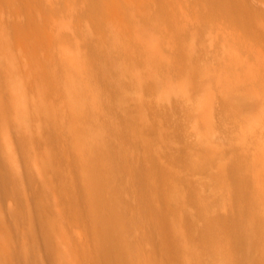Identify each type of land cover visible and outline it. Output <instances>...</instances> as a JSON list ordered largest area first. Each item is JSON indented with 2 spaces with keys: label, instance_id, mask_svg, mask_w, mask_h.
<instances>
[{
  "label": "rangeland",
  "instance_id": "374dc122",
  "mask_svg": "<svg viewBox=\"0 0 264 264\" xmlns=\"http://www.w3.org/2000/svg\"><path fill=\"white\" fill-rule=\"evenodd\" d=\"M18 1L0 0L1 23H8L15 11L26 13L23 0ZM131 2L132 22L140 37L132 59L137 63L124 55V39L122 48L117 46L121 41L112 26L93 20V10L103 9L100 0L56 6L59 25L71 27L57 47L62 51L70 47L66 55L75 64L70 69L63 55L56 62L63 97H80L86 88L84 95L94 102L85 98L84 113L77 117L61 99L56 101L62 106L54 105L53 97L38 93L44 87L40 83L34 90L25 88V93L18 85L12 90L23 94L15 95L27 104L20 116L30 126H20L16 119L14 124L21 112L12 108L10 115L0 113L5 117L0 119V149L11 155L0 157L8 165L13 160V166L4 163L2 168L0 159L7 174L0 172L9 175L7 183L4 174L0 180V249L30 242L32 251L39 253V264H114L116 252L128 264H171L169 257L178 251L182 259L187 257L179 260L182 264H264V0ZM35 7L31 13L36 23L50 13ZM8 35L1 26V79L15 65ZM75 35L81 38L76 40ZM101 36L108 41L100 42ZM101 43L108 44L101 48L107 58L91 49ZM13 74L9 82L15 84ZM84 78L80 89L69 84ZM9 92L0 95L1 104L11 98ZM239 95L246 97L241 106L234 100ZM75 171H82L92 184L104 183V177L110 182L108 198L120 216L116 230L124 254L114 250L113 256L101 255L105 252L94 242L98 232L88 213L84 181L81 176L76 179ZM79 202L88 210L78 208ZM63 213L77 216L71 219ZM22 245L16 247L28 246ZM149 253L159 261L152 262Z\"/></svg>",
  "mask_w": 264,
  "mask_h": 264
},
{
  "label": "bare ground",
  "instance_id": "6f19581e",
  "mask_svg": "<svg viewBox=\"0 0 264 264\" xmlns=\"http://www.w3.org/2000/svg\"><path fill=\"white\" fill-rule=\"evenodd\" d=\"M6 1H9V2H12V1H14V2H16L17 0H6ZM55 1L56 0H23V3H24V8L25 9H27V11H26V13H23V14H20V13H17L16 11L13 13V15L10 17L11 18V20L8 22V23H6V24H4V23H1L0 22V27L2 26L3 27V29L9 34L8 35V37H7V40H8V42L10 43V45L12 46V51L13 50H15L14 51V63H15V65H14V63H13V70H12V67L11 68H9V69H7V71H6V77L4 76V79H1V77H0V95H6V93L7 92H9V90H11L10 92H9V94L10 95H8V96H10L11 98H9L8 99V101H7V103H4V104H1L0 103V113H1V115H3V116H6L7 114L8 115H10L9 114V110H10V108H12V109H14L15 111V113L16 114H18V113H20L21 112V114H18L19 116L17 117L16 116V118L14 117V115H16L15 113H13V120H20L21 121V119H22V121L20 122L19 121V123L16 121V123H15V121L13 122L14 124H19L20 125V123H21V125H23V126H26V122L24 123L23 121V119H24V117L23 116H20V115H24L23 114V112H22V110H23V108L24 109H26L27 108V104L25 103V101L22 99V98H18V96H16V95H19V94H21V95H23L22 93H19L18 92V89H20V88H22V90L20 89L19 91L20 92H26L25 90L28 88V90L30 89V88H32L33 87V90H34V87H39V85L40 84H42L44 87L42 88V89H40L41 91H43V92H38L37 90H36V88H35V91H37L38 93H40V94H42V93H44V92H46L47 94H42V96L44 97H47V95H49V96H51V97H53V99H55L54 101L53 100H51V101H49V100H47V101H49V103L51 104V102L53 101L54 102V105L56 104H59V105H61L62 106V104H63V102H64V105L63 106H65V105H67L68 106V108H69V106L71 107V109L74 111V115H76L77 117H78V115H80L81 113L83 114L84 113V110H83V108L87 105V100L86 99H88V98H86V93L88 92H86L85 91V89L86 88H84V92H86L85 93V95H84V92H83V94L80 96V97H76V98H73V99H69V98H65V96L63 97V84H62V79H61V76H60V73L61 72H59V67H58V63H56V62H58L57 60H59V58L63 55V58L69 63V65H70V69H72L73 70V68H74V66H75V64L72 62V59L68 56V55H66V54H69V52L70 51H68L69 49H70V47H66L65 49H63V51H62V49L60 48V50L58 49L59 47H57V45H59V41H61V39H62V33L63 32H70L71 30H68V29H71V27L69 26V25H65V27L64 26H62V25H59V19H57V12H55L56 10H57V7L58 6H60L61 7V5L64 3V2H68V4L69 3H71V2H74L73 0H58L59 2L57 3V1H56V3H55ZM77 1V0H76ZM82 1V0H81ZM101 1V3H102V7H103V9L101 8H95V10H93V20L94 21H96L97 23H99L100 25L102 24V23H104V25L106 24L108 27H111L112 26V28L111 29H113V30H115L114 32H112L113 34H115V36L117 35L118 36V39H120V41H121V43L119 42V45H118V43H117V46L119 47L120 46V48H122L121 47V45H123V42H125L124 43V45H126V46H124L123 45V52L125 53L124 55L126 56H128L130 59H131V62H133L134 60H132V59H134V57H133V51L137 48V46H138V43L140 42V37H139V32L138 31H136L135 29L136 28H134V25H133V23L134 22H132V17H131V11L129 10V8H131V6H132V2H131V0H100ZM18 3H22V2H20V0L18 1ZM73 4H75L76 5V3H73ZM79 4V3H78ZM77 4V5H78ZM74 5V6H75ZM35 6H41L43 9H47V10H49L50 11V13L49 14H46V15H42L41 16V18L37 21V23L35 22L36 20H35V17H34V15L31 13V9L32 8H36ZM57 6V7H56ZM130 19H131V21H130ZM25 20H27V22H28V24H25V23H22V21L24 22ZM129 20V21H128ZM38 22H40V23H38ZM103 27V26H102ZM104 28V27H103ZM102 29V28H101ZM142 29V28H141ZM140 28H138V30H141ZM103 30V29H102ZM100 32H101V30H99ZM90 32V31H89ZM88 32V33H89ZM99 32V34L101 35L102 33H100ZM106 32V31H105ZM63 34H66V33H63ZM103 35V34H102ZM104 36V35H103ZM105 36H106V34H105ZM104 36V37H105ZM116 36V37H117ZM102 37V36H101ZM100 37V38H101ZM104 37H102V40H100V42L102 41L103 42V38ZM74 38L77 40H79L80 38H81V36H79V35H75L74 36ZM125 41H124V40ZM105 41V40H104ZM106 41H108V40H106ZM105 41V42H106ZM100 42H98L99 44H100ZM61 43V42H60ZM109 43V45L111 44L110 42H108ZM116 43V42H115ZM121 44V45H120ZM101 45H102V43H101ZM101 45H98V47H96V48H94V47H92L91 49H92V51L93 52H96V55L97 54H104L105 52H106V50H105V52L103 53L102 52V49L101 48H103V46H106V45H108L107 43L106 44H104L103 43V45H102V47H101ZM116 45V44H115ZM109 47V46H108ZM110 49L112 48V46L110 45V47H109ZM57 49V50H56ZM105 49H107V48H105ZM119 49V48H118ZM11 51V52H12ZM107 51H108V49H107ZM120 51H122V50H120ZM56 52V54H57V59L55 58L56 57V54L54 55L53 53H55ZM132 54H131V53ZM122 53V52H121ZM127 53H130L132 56L130 57V54H127ZM107 53H105L104 54V56L106 55ZM116 54H114V56H113V54H112V56L113 57H117V56H115ZM123 55V56H124ZM55 56V57H54ZM97 56H99V55H97ZM107 56V55H106ZM105 56V57H106ZM118 56H119V54H118ZM126 56V57H127ZM133 57V58H132ZM99 58V57H98ZM102 58H103V56H102ZM101 57H100V59H102ZM107 58V57H106ZM112 58V57H111ZM110 59V58H109ZM129 59V60H130ZM11 60V59H10ZM105 60V59H104ZM108 60V59H107ZM121 60V59H120ZM106 61V60H105ZM139 61V60H138ZM138 61H134V63H137ZM119 62H121V61H119ZM124 62H125V59H124ZM103 63V62H102ZM105 63V62H104ZM133 63V64H134ZM107 64H109V63H107ZM125 64H126V62H125ZM120 65H122V64H120ZM102 66H105V65H102ZM0 67H2V66H0ZM125 67V66H124ZM110 69V68H109ZM108 69V70H109ZM111 70V69H110ZM123 70V69H122ZM3 71V70H2ZM128 71V70H127ZM110 72V71H109ZM114 72V71H113ZM130 72V71H129ZM4 73V72H3ZM2 73V74H3ZM13 73H15V74H17L15 77H17V80H16V82H15V84L13 83V82H9V80H13L14 78H13ZM0 74H1V72H0ZM1 74V75H2ZM7 74L12 78V79H9V76H8V78H7ZM0 75V76H1ZM86 78V77H85ZM85 78L83 79V80H81V79H77V81L76 82H69V84L70 85H72V88L73 89H80V84L85 80ZM40 83V84H39ZM44 83V84H43ZM18 85V86H17ZM17 86V88L18 89H16V95L14 94V91L12 92V90H14L15 89V87ZM30 87V88H29ZM26 88V89H25ZM25 89V90H24ZM38 89V88H37ZM82 90V89H81ZM89 91H90V89H89ZM90 93V92H89ZM21 95H19V97L21 96ZM88 95V94H87ZM90 95V94H89ZM88 95V96H89ZM7 96V95H6ZM37 96H38V94H37ZM41 96V97H42ZM85 96V97H84ZM51 97H49V99L51 98ZM86 98V99H85ZM90 98V97H89ZM45 99V98H44ZM47 99V98H46ZM59 99H61L62 101V104H61V102H58V101H60ZM64 99V100H63ZM66 99V100H65ZM233 99V98H232ZM231 99V100H232ZM56 100H58V101H56ZM89 100H91V99H88V101ZM235 102H236V104L239 106H241L242 104H244L245 102H246V97H244L243 95H239V96H236L235 97ZM56 101V102H55ZM53 102H52V104H53ZM93 99L91 100V102L89 101V103H91V104H93ZM66 103V104H65ZM58 105V107H60ZM52 106V105H51ZM11 109V110H12ZM59 109V108H58ZM11 110H10V112H11ZM27 110V109H26ZM24 112H25V110H24ZM81 114V115H82ZM0 115V119H1V121L5 118V117H2ZM12 116V115H11ZM20 117H23V118H20ZM76 117V118H77ZM81 117V116H80ZM7 118V117H6ZM11 118V117H10ZM20 118V119H19ZM80 119V118H79ZM11 120H12V118H11ZM27 122H28V120H27V118L25 119ZM1 121H0V123H1ZM23 122V123H22ZM30 122V121H29ZM28 122V124H27V126H30L29 123ZM20 125V126H21ZM27 126H26V128H27ZM60 129V128H59ZM70 129H71V127H70ZM72 129L74 130V132L76 131V127L75 126H73L72 127ZM63 129H61L60 131H62ZM59 131V132H60ZM63 131H65V130H63ZM72 131V130H71ZM70 131V132H71ZM58 132V133H59ZM69 132V134H71ZM73 132V133H74ZM60 133H62V132H60ZM59 133V134H60ZM76 133H78L77 131H76ZM58 134V135H59ZM69 134H68V136H69ZM75 135H77V134H75ZM66 136V135H65ZM62 138L64 137V136H61ZM63 139H65V138H63ZM62 139V140H63ZM57 140H58V138H57ZM30 141H32V140H30ZM1 151H4V149L2 150V149H0ZM31 151V150H30ZM6 151H4V153H5ZM2 154V152H0V154L1 155H4V156H2V158L4 159V158H8L9 159V157H11V155L9 156V154L6 152L5 154L8 156V157H5L6 155L5 154ZM30 153V152H29ZM83 153H84V151H83ZM79 154V153H78ZM0 155V156H1ZM28 156V155H27ZM78 156V155H77ZM76 157V156H75ZM1 157H0V159H2ZM27 157H25V159H26ZM28 158H30V156H28ZM27 158V159H28ZM3 159H2V164H3V166H2V164H1V166H2V168H4V165L7 163L6 162V159L3 161ZM8 162L9 163H11L10 162V160H8ZM5 163V164H4ZM30 164L29 162H26V164ZM12 166H13V160H12ZM11 164H9L8 165V163H7V165H8V167L11 165ZM26 165V168L28 169V166L29 165ZM7 165H6V167H7ZM5 167V168H6ZM11 167V166H10ZM9 167V168H10ZM2 168H0V169H2ZM8 169V168H7ZM126 169H128V168H126ZM149 170H150V168H148ZM3 170V169H2ZM79 170H82V169H79ZM78 170V171H79ZM132 170V169H131ZM134 170H135V168H134ZM1 171V170H0ZM6 171V169L5 170H3L2 172H4V173H6L5 172ZM77 171V170H76ZM75 171V172H76ZM109 171V168H107L106 170H104V171H101V172H103V174H106V172H108ZM129 171V170H128ZM17 172V171H16ZM15 172V173H16ZM74 172V171H73ZM82 172V171H81ZM81 172L79 173V172H76L75 174H74V176L76 175L77 177H76V179L77 178H80V176H81V178H82V180L80 179V182L81 181H84L83 183H84V190H83V192H85V196L87 195V197H86V199H88V205H87V207H88V209L90 210L88 213H90L89 214V216H91L92 217V219H91V217H90V220H93V222L95 223L93 226L95 227V229H93V231L94 230H96L97 229V232H98V236H97V234L96 233H94V238H95V240H96V237L98 238V240H96V241H94V242H96V244H98V246H102L103 247V249H102V252H105V254H101L102 256L103 255H106V254H108L109 256L110 255H112V253L114 252V250H119V251H122L121 250V248H123V244H120V243H118L119 241H120V239H119V241H118V238L120 237V232L118 231V230H116L117 228H116V226H117V224H116V222L117 221H119L117 218H119L117 215V213H116V211H115V209H117L116 208V206H115V208H114V205L115 204H113V201L110 199V198H108V197H110L111 195V186H108V184H110V182H108L107 181V178L105 179V177H104V180L105 181H103L104 183H101V184H99L98 182L97 183H94V184H92L89 180H88V178H87V176H86V178L87 179H85V177L81 174ZM130 172V171H129ZM134 172V171H133ZM136 172V171H135ZM154 172V171H153ZM4 173H1L0 172V180L2 181L3 180V178L4 177H1V176H3V174ZM9 173V172H8ZM127 173V172H126ZM138 173V172H137ZM142 173H145V172H142ZM147 173V172H146ZM155 173V172H154ZM2 174V175H1ZM7 174V173H6ZM130 174V173H129ZM128 173H127V177L129 178L130 176H128L129 175ZM159 174V173H158ZM140 175V174H139ZM4 176H5V183H7L8 182V180L6 179V178H8V176L7 175H5L4 174ZM7 176V177H6ZM132 176H134L135 177V175H132ZM152 175H150V177H151ZM158 176V175H157ZM140 177V176H139ZM149 177V176H148ZM159 177V176H158ZM84 178V179H83ZM153 178V177H152ZM157 178V177H156ZM9 179V178H8ZM135 179H136V177H135ZM6 180H7V182H6ZM103 180V179H102ZM134 180V179H133ZM163 180V178L161 179V181ZM0 181V182H1ZM106 181H107V183H106ZM153 181H157V180H154L153 179ZM160 181V182H161ZM130 182V181H129ZM141 182H143V181H141ZM2 183V182H1ZM5 183H3L4 184V186H6V184ZM140 185H141V183L140 182H138ZM162 183V182H161ZM80 184V183H79ZM78 184V185H79ZM144 184V183H143ZM159 184V183H158ZM111 185V184H110ZM138 184H136V186H137ZM72 186V185H71ZM81 186V185H80ZM76 187H78V186H76ZM75 187V188H76ZM139 187V186H138ZM68 188V187H67ZM74 188V187H73ZM142 188V187H141ZM72 189V188H71ZM70 189V190H71ZM140 189V188H139ZM145 189V188H144ZM143 189V190H144ZM153 189V188H152ZM160 189V188H159ZM64 190V189H63ZM76 190V189H75ZM147 190V189H146ZM155 190V189H154ZM67 191V190H66ZM74 190H72L71 192H73ZM80 191V190H79ZM145 191V190H144ZM156 191V190H155ZM155 191L153 192V193H155ZM64 193H65V191H63ZM71 192H69V193H71ZM76 192H78V191H76ZM75 192V193H76ZM148 192V191H147ZM157 192V191H156ZM62 193V192H61ZM81 193V192H80ZM152 193V194H153ZM158 193V192H157ZM161 193V192H160ZM60 194V193H59ZM66 194V193H65ZM72 194V193H71ZM77 194V193H76ZM61 196V195H60ZM64 196H67L68 197V195H64ZM83 196V195H82ZM61 197H63V196H61ZM61 197H59L60 199H62L63 200V198H61ZM160 197H161V195H160ZM164 197H165V195H164ZM166 197H168V196H166ZM58 198V197H57ZM58 198V199H59ZM65 198V197H64ZM155 199H156V197H155ZM160 199V198H159ZM68 200H71V199H68ZM153 200V199H152ZM161 200V199H160ZM60 201V200H59ZM66 201H67V199H66ZM72 201V200H71ZM78 201H79V199H78ZM77 201V202H78ZM81 201V200H80ZM156 201H158V202H160L161 203V201H159V200H156ZM61 202H63V201H61ZM73 203H76V202H74L73 201ZM154 203V202H153ZM63 204H64V202H63ZM84 205H85V202L83 203ZM77 206H78V208L80 207V208H83V209H85L84 207H81L80 206V202H79V204H76ZM75 205V206H76ZM155 204H153V206H154ZM58 206V205H57ZM72 206H74V205H72ZM156 206V205H155ZM60 207V206H59ZM87 207H86V209H85V211L86 210H88L87 209ZM156 207H158V206H156ZM63 208V207H62ZM62 208H60V209H62ZM159 208V207H158ZM73 209H74V207H73ZM82 209V210H83ZM57 210V209H56ZM63 210H65L64 212H68V210L65 208H63ZM71 210V209H70ZM69 210V212H70V214H71V211ZM75 210V209H74ZM73 210V211H74ZM155 210H157V209H155ZM155 210H153V212L154 213H156V214H158L159 213V209L155 212ZM58 211V210H57ZM131 211V210H130ZM66 212V213H67ZM76 211H74V213H75ZM78 212V211H77ZM152 212V211H151ZM66 213H63V214H66ZM62 214V215H63ZM150 214V213H149ZM160 214V213H159ZM158 214V215H159ZM66 215H69V213L68 214H66ZM74 215V214H73ZM73 215L72 216H70L69 215V217H71V219L72 218H74L73 217ZM76 215V214H75ZM74 215V216H75ZM64 217H65V215H63ZM77 216V215H76ZM89 216H88V218H89ZM161 216V215H160ZM61 218H62V216H60ZM68 217V218H69ZM87 217V216H86ZM117 217V218H116ZM149 217V216H148ZM156 217V216H155ZM84 218V217H83ZM158 218H159V216H158ZM158 218H157V220H158ZM66 219V218H65ZM70 219V218H69ZM163 219V218H162ZM165 219H167V218H165ZM44 220V219H43ZM66 220H68V219H66ZM160 220V219H159ZM168 220H169V218H168ZM76 221V220H75ZM150 221H151V218H150ZM171 221V220H170ZM44 221H42V223H43ZM45 222H47V221H45ZM62 222H64V221H62ZM66 222V221H65ZM64 222V223H65ZM71 222H72V220H71ZM162 222V221H161ZM68 223V222H67ZM79 223V222H78ZM117 223H119V222H117ZM151 223V222H150ZM152 223L154 224V222L152 221ZM151 223V224H152ZM157 223V222H156ZM159 223H160V221H159ZM158 223V224H159ZM44 224V223H43ZM73 224V223H72ZM80 224V223H79ZM157 224V226H159ZM166 224V223H165ZM209 224V223H208ZM214 224V223H213ZM164 225V224H163ZM212 225V224H211ZM89 226H90V224H89ZM157 226H155V228L157 227ZM161 226H162V224H161ZM168 226V225H167ZM208 226V225H207ZM207 226H206V228H207ZM215 226V225H214ZM93 227V228H94ZM118 227V226H117ZM152 227V226H151ZM209 227H211L210 226V224H209ZM153 228V227H152ZM155 228L153 229L154 230V232L156 231L155 230ZM159 228V227H158ZM164 228H166V227H164ZM24 230H25V228H23ZM29 229V228H28ZM27 229V230H28ZM66 229V228H65ZM172 229H174V227L172 228ZM30 230H31V228H30ZM159 230V229H158ZM161 230V229H160ZM168 229H166V231H167ZM210 230V229H209ZM26 231V230H25ZM172 231V230H171ZM19 232V231H18ZM27 232V231H26ZM25 232V233H26ZM48 232V231H47ZM152 232V231H151ZM150 232V233H151ZM162 232H164V231H162ZM173 233H174V230L172 231ZM206 232H207V230H206ZM21 233H22V231H21ZM159 233V232H158ZM158 233L156 234L157 236H158ZM167 233H169V232H167ZM166 233V234H167ZM175 233H177L176 231H175ZM18 234H20V232L18 233ZM22 234H24V232L22 233ZM21 234V235H22ZM32 234H34V233H32ZM85 234V233H84ZM152 234H153V232H152ZM155 234V233H154ZM207 234V233H206ZM28 236H30L29 234H27ZM26 235V239H28V238H30V237H28ZM49 235V234H48ZM161 235V234H160ZM163 235V234H162ZM170 235V234H169ZM34 236V235H33ZM51 236H52V234H51ZM85 236H86V234H85ZM88 236V235H87ZM96 236V237H95ZM156 236V237H157ZM28 237V238H27ZM81 237V236H80ZM83 238H84V235L82 236ZM81 237V238H82ZM32 238V237H31ZM154 238H155V236H154ZM162 238V237H161ZM165 238H167V237H165ZM33 239V238H32ZM89 239V238H88ZM163 239H164V237H163ZM162 239V240H163ZM20 241H22V240H25V239H19ZM28 240H30V239H28ZM27 240V241H28ZM92 239H90V241H91ZM94 240V239H93ZM166 240V239H165ZM177 240V239H176ZM180 240V239H179ZM27 241H25V242H27ZM98 241V242H97ZM151 241V240H150ZM155 241V240H154ZM178 241V240H177ZM176 241V242H177ZM50 242V241H49ZM179 242V241H178ZM178 242H177V244H178ZM16 243H18L17 245H22V243H19V242H16ZM15 243V244H16ZM77 243H79V241L77 242ZM87 243V242H86ZM131 243V242H130ZM129 243V244H130ZM133 243V242H132ZM166 243V242H165ZM165 243H164V245H165ZM180 243V242H179ZM14 243H12V245H13ZM28 245V246H23V245ZM25 244H23L22 246H23V248H19V247H16V246H9V247H6L5 249H0V256L2 257L1 259L3 260V264H17L18 262V260H20L21 258H24L25 260V263L27 262V264H39V256H37L36 255V253H38V252H33L32 251V248H30L29 247V244H30V242L28 243H25ZM94 244V243H93ZM96 244H94V246H96ZM35 245V244H34ZM34 245H33V243L31 242V246L32 247H34ZM39 245V244H38ZM81 245H82V243H81ZM120 245V246H119ZM134 245H135V243H134ZM137 245V244H136ZM77 246H79V245H77ZM88 246V245H87ZM130 246V245H129ZM132 246V245H131ZM163 246V245H162ZM162 246H160L161 248H162ZM166 246V245H165ZM178 246V245H177ZM180 246V245H179ZM29 247V248H28ZM48 247V246H47ZM89 247V246H88ZM126 247V246H125ZM167 247H168V245H167ZM167 247H165V249L167 248ZM35 248H36V246H35ZM80 248H81V246H80ZM99 248V247H98ZM174 248V247H173ZM47 249H49V248H47ZM53 249H54V247H53ZM85 249V248H84ZM83 249V250H84ZM86 249H88V248H86ZM95 249V248H94ZM168 249H169V247H168ZM49 250H51V249H49ZM100 250V249H99ZM95 251V250H94ZM155 251V250H154ZM158 251V250H157ZM54 252V251H53ZM161 253V251L159 250L158 251V253ZM179 252V251H178ZM178 252H175L173 255L171 254V256L169 257V260L171 261V264H182L181 262L180 263H178L179 262V260L181 259L182 261H184V260H186L187 259V257H186V259H182L181 257H180V255H179V253ZM55 253V252H54ZM115 253V252H114ZM117 253V256H115L114 257V264H128V260H126L125 259V257H122V254L119 252H116ZM122 253H123V251H122ZM163 253V252H162ZM39 254V253H38ZM60 254H62V253H60ZM96 254H98V252L96 253ZM119 254V255H118ZM124 254V253H123ZM154 254H155V252H154ZM154 254H153V256H154ZM79 255V254H78ZM108 255H106V256H108ZM116 255V254H115ZM149 255L151 256L152 254L151 253H149ZM161 255V254H160ZM49 256H52V255H49ZM105 256V257H106ZM113 256V255H112ZM124 256V255H123ZM168 256V255H167ZM79 257V256H78ZM77 257V258H78ZM83 257V256H82ZM98 257V256H97ZM48 258V257H47ZM59 258V257H58ZM84 258V257H83ZM86 258H88V256L86 257L85 256V259ZM95 258V254L93 255V259ZM155 259H153L152 258V256H151V259H153V261L152 260H147L148 262H150V261H152V262H154V260L156 261H159L158 260V258L156 259V257H154ZM160 258V257H159ZM51 259H53V258H51ZM66 259H68V258H66ZM89 260H87V261H90L91 262V257L90 258H88ZM92 259V260H93ZM102 259H103V257H102ZM107 259V258H106ZM56 260V259H55ZM61 260V259H60ZM65 260V259H64ZM78 260V259H77ZM86 260H84V261H82V262H84V263H86L87 261ZM98 260V259H97ZM111 259L109 258V261H110ZM168 260V261H169ZM180 260V261H181ZM21 262H19V263H21V264H24V263H22V260H20ZM41 261V260H40ZM48 261V260H47ZM79 261V260H78ZM77 261V262H78ZM86 261V262H85ZM106 261V260H105ZM107 261H108V259H107ZM130 261V260H129ZM17 262V263H16ZM51 262H52V260H51ZM50 262V260L48 261V263H51ZM62 262H63V260H62ZM61 262V263H62ZM66 262V261H65ZM93 262V261H92ZM91 262V263H92ZM97 262V261H96ZM95 262V263H96ZM100 263H101V261H99ZM104 262V261H103ZM131 262V261H130ZM130 262H129V264H130ZM18 263V264H19ZM57 263H59V262H57ZM71 263V262H70ZM88 263V262H87ZM99 263V264H100ZM190 264V261L189 262H183V264ZM78 264H79V262H78ZM92 264H94V263H92ZM104 264V263H103ZM147 264H149V263H147ZM155 264H156V262H155ZM159 264V263H158ZM168 264V263H167ZM192 264V263H191Z\"/></svg>",
  "mask_w": 264,
  "mask_h": 264
}]
</instances>
